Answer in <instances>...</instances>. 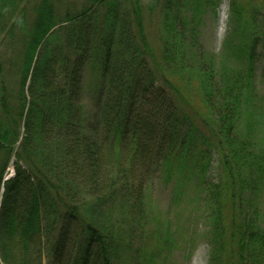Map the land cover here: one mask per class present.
<instances>
[{
    "label": "trees",
    "instance_id": "1",
    "mask_svg": "<svg viewBox=\"0 0 264 264\" xmlns=\"http://www.w3.org/2000/svg\"><path fill=\"white\" fill-rule=\"evenodd\" d=\"M32 1L0 0V264H155L180 237L147 207L158 177L177 207L203 209L209 264H264V23L237 13L217 58L189 0H149L158 53L144 0H85L65 16V0ZM89 66L105 99L95 118Z\"/></svg>",
    "mask_w": 264,
    "mask_h": 264
},
{
    "label": "rangeland",
    "instance_id": "2",
    "mask_svg": "<svg viewBox=\"0 0 264 264\" xmlns=\"http://www.w3.org/2000/svg\"><path fill=\"white\" fill-rule=\"evenodd\" d=\"M59 0H51L47 5H54ZM189 20L197 18L199 45L204 51L217 58L223 52L224 43L227 38L234 33L239 25V20L236 18L237 13H245L243 15L244 22H248L250 27L254 23L250 22V18L255 16L259 21L264 23V0H189ZM64 2V1H63ZM85 0H65L64 10L61 16H65L67 9L79 10ZM145 6V27L148 33L149 41L152 46L159 53L160 45L162 44V16L158 13H149L147 10L149 0H144ZM42 5V0H33L28 8L30 12H34L35 8ZM57 9V5H54ZM147 10V11H146ZM72 13V10H68ZM33 14V13H31ZM58 14L54 15L51 20L57 21ZM248 27V28H250ZM264 32V24L262 26ZM260 64L264 66V42L259 44L257 50ZM17 61L18 56H13ZM260 69V68H259ZM262 68L258 73L256 81L258 91L264 96V82L262 80ZM7 74L10 78V70L7 69ZM99 70L95 67H88L84 76V100L83 104L88 118H95L105 108V99L101 102L103 97H99L97 84L99 82ZM100 100V101H99ZM199 103V99H196ZM13 160L7 170V179L14 176ZM219 166H213L216 175L220 173ZM149 198L147 207L151 211H155L159 216L160 223L163 225L166 221H174L180 228V237L175 250L167 257H161L155 264H209L210 247L205 239L202 237L207 230V224L203 219V209L198 208L194 210V206L190 202L192 199H185L180 206L174 204V187L173 184H167L163 178L158 177L152 184L148 193ZM262 213L264 214V198L261 200ZM175 230V229H174Z\"/></svg>",
    "mask_w": 264,
    "mask_h": 264
}]
</instances>
